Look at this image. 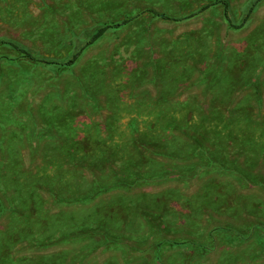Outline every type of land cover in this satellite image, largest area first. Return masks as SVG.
I'll return each instance as SVG.
<instances>
[{"label": "rangeland", "instance_id": "rangeland-1", "mask_svg": "<svg viewBox=\"0 0 264 264\" xmlns=\"http://www.w3.org/2000/svg\"><path fill=\"white\" fill-rule=\"evenodd\" d=\"M0 264H264V0H0Z\"/></svg>", "mask_w": 264, "mask_h": 264}, {"label": "trees", "instance_id": "trees-1", "mask_svg": "<svg viewBox=\"0 0 264 264\" xmlns=\"http://www.w3.org/2000/svg\"><path fill=\"white\" fill-rule=\"evenodd\" d=\"M223 4L225 5V16H226V20L229 22L230 26L235 28V29H240L244 26L245 22L248 20V18L251 16L254 8H255V5H253L251 7V9L249 10V13L247 15V17L245 18V21L241 24V25H238V26H235V24L233 23L232 19L230 18L229 16V5L227 2L223 1ZM216 4H209V5H206L204 6L203 8H201L200 11L194 13L192 16L190 17H194V16H197L198 14L200 13H203L205 11H207L208 9H210L211 7H214ZM153 15L157 16V17H160L164 20H173V21H178L179 19L178 18H172L171 16H168V15H164V14H160L156 11L152 12ZM131 22V19H127V20H124L120 23H114V24H110V25H106V26H103L101 28H99L93 35L92 37L90 38V40L86 43V45L79 51L77 52L68 62H65V63H62V62H53V61H46V60H43V59H39L38 57H36L34 54H32L30 51L24 49V48H21L15 44H10L12 45L17 51H19L22 55V57L28 61H31V62H41V63H47V64H57L61 67H71V66H74L80 59V57L82 56L83 52L85 49H87L88 47L94 45L97 41H99L103 36H105V34L110 31L111 29H117V28H121L127 24H129ZM3 44H6L7 42H2Z\"/></svg>", "mask_w": 264, "mask_h": 264}]
</instances>
